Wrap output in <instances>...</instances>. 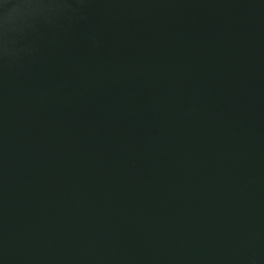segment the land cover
<instances>
[{
    "label": "water",
    "instance_id": "1",
    "mask_svg": "<svg viewBox=\"0 0 264 264\" xmlns=\"http://www.w3.org/2000/svg\"><path fill=\"white\" fill-rule=\"evenodd\" d=\"M0 264H264V0H0Z\"/></svg>",
    "mask_w": 264,
    "mask_h": 264
}]
</instances>
